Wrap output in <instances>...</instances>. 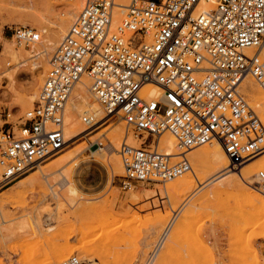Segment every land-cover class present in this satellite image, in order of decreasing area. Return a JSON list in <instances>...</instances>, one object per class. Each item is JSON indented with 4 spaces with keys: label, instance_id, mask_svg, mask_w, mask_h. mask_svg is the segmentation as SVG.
Returning a JSON list of instances; mask_svg holds the SVG:
<instances>
[{
    "label": "built area",
    "instance_id": "1",
    "mask_svg": "<svg viewBox=\"0 0 264 264\" xmlns=\"http://www.w3.org/2000/svg\"><path fill=\"white\" fill-rule=\"evenodd\" d=\"M114 8L115 0H84L21 122L0 112V189L66 146L67 105L85 74L105 117L122 118L143 139L136 147L122 143L123 189L183 175L192 169L188 153L213 141L232 166L264 151V123L239 90L249 74L264 88V0H131L115 27ZM40 37L30 25L13 28L18 45ZM82 120L89 127L102 121L95 113ZM165 132L175 136L177 156L152 145ZM258 178L264 193V170ZM57 264L88 262L74 253Z\"/></svg>",
    "mask_w": 264,
    "mask_h": 264
},
{
    "label": "rangeland",
    "instance_id": "2",
    "mask_svg": "<svg viewBox=\"0 0 264 264\" xmlns=\"http://www.w3.org/2000/svg\"><path fill=\"white\" fill-rule=\"evenodd\" d=\"M78 1L0 0V64L3 69L24 70L19 75L16 97L10 80L0 77V112H10L15 126L30 108L26 99L33 95L37 98L58 46L52 50L40 42L20 46L12 38L13 28L30 25L41 31L42 40L59 45L70 9ZM73 20L66 26L68 30ZM11 47L23 50L26 66L20 67L12 60ZM41 51L40 57H32ZM35 60L42 65L32 71L31 62ZM248 77L258 84L251 75ZM261 90L264 93L262 87ZM240 91L248 100L241 86ZM255 111L264 123V111ZM107 118L84 130L74 142L66 143L40 167L37 165L0 189V193L5 192L0 196V264H57L74 253L88 264H92L90 259L97 264H264V214L255 206L258 191L252 189H261L256 179L264 166L256 168L250 185L239 180L227 184L224 179L211 183L216 176L207 179L209 172L195 165L192 154H207L211 145L206 143L188 153L201 183L193 178L181 189L183 178L192 177L187 172L172 181H137L130 189H123L125 171L113 174L111 165L113 157L121 158L120 152L112 149L105 138L121 118ZM121 123L126 132L125 123ZM129 132V139L140 145L143 139L132 129ZM99 148H104L106 160L94 152ZM79 150L82 151L76 154ZM72 151L76 155L61 166ZM66 170L71 171L79 194L70 192L66 182L60 180V173ZM25 180L32 182L26 186L22 183ZM171 220L170 234L150 259Z\"/></svg>",
    "mask_w": 264,
    "mask_h": 264
},
{
    "label": "bare ground",
    "instance_id": "3",
    "mask_svg": "<svg viewBox=\"0 0 264 264\" xmlns=\"http://www.w3.org/2000/svg\"><path fill=\"white\" fill-rule=\"evenodd\" d=\"M130 1L131 0H115V8H114V15H113V27H115L119 23V21L122 19V17L124 16V13L126 12V8L129 5ZM83 2H84V0L83 1L79 0L78 3L76 5H74V7L72 9H70L69 17L66 19L65 24H64L63 34L66 35V33L68 32L67 31L68 28H66V26L68 24H70L72 22V20L75 19V17L79 14V11L82 9L81 6H83V4H82ZM41 36H43V34ZM42 39L43 38L40 37L39 41L31 44L29 47L35 46L36 44H38V42H40L42 44L45 43L46 45H50L49 46L50 50L54 49L56 46H59L58 44H55V42H51L48 40L44 41ZM60 41H59V44H60ZM20 46H24V45H20ZM24 47H26V46H24ZM32 52H36V51L34 50ZM43 52L44 51L37 52L35 55H32V57L33 56L40 57ZM10 54L12 56V60L16 64L20 65V67H24L27 65L28 62H26L27 59L25 57H23L24 52L22 49H17V48L11 47ZM10 64L11 63H9V65ZM41 65H42L41 62L36 61V60H35V62H31L32 71H37L41 67ZM0 71H1L0 77H1V75H3L4 77H6L10 80L11 91L13 92L14 96L16 97L19 75L24 70L16 71V70L8 69V68L3 69V66L0 64ZM249 75H247L246 77H244L241 80V83L239 85V90H240V86H241V88H243V92L248 95L249 101L247 100L246 96L241 91L240 92L242 93V95L245 97V99L249 102V104L251 105V107L254 110L257 109V110H263L264 111V93L261 90L262 86L258 82V80L253 75H251L261 87L258 84H255L253 82V80L248 77ZM88 80H90V78L87 74H85L81 78V80L77 83V85L75 86V88H74V90L70 96V99H69V102L67 105V109H66V113H65V128H64L65 129V140L67 143L74 142V140H76L78 138V136L81 135V133L84 130L89 128V126L87 124H85L82 120V116L84 113H95L99 120H103L105 115H106V112L104 111V109L100 105L99 101L95 97L93 91L91 90V80H90V83ZM0 83H1V81H0ZM262 89L264 90L263 87H262ZM157 90H158L157 87H153L150 90L149 95L152 96V95L156 94ZM35 99H36L35 95H33L31 98L26 99L30 108L33 106ZM86 106H88V107L84 111V108ZM119 121H118L119 123H117V124H115V126H113L114 128H112L108 134H105V138L108 140V145H111L112 149H114L116 152H118V151L120 152V148H121L122 143L124 141L131 147L139 146L137 144H134V142H132L129 139L130 136L128 134L130 133L129 132L130 129H128L126 127V124H125V127H126L127 131L124 132V129H123L124 127H122V123H121V121H123L122 118ZM82 125L85 126V127L83 126V129H82ZM146 135L147 134H145L144 138L148 137V135L147 136ZM152 145L158 147V149L164 151L165 153L171 154L173 156H177L179 153H181V149L177 146V141H176L175 136L169 132H165L162 135H160V137H158V139L153 140ZM210 145H211V150H209V152H207V154L202 153V152H192L193 150L191 152H192L194 159H195V165L197 167L202 166L204 168H202L201 170H203L204 172H209L207 174V179H209L211 177L213 178V176H216L215 178L210 180L211 183H212V181H216V179H221V180L224 179V182H226L227 184H230V183L235 182L236 180H239L242 183L245 182L248 185H250L249 181H252L255 178L254 172H255L256 168H258L259 166H264V151L259 156L254 158L253 160L236 167V166H232L231 160H230L228 154L226 153L221 142L213 141L212 143H210ZM80 151H82V150H79L77 152L75 151V152L77 154ZM75 152L72 151V152L68 153L63 158V160L61 162V166H65V164L68 162V160L72 159L76 155ZM94 152L97 153L98 156L101 155L103 159L106 156L104 148H99L98 150H96ZM121 158H120V156H116V157H113L111 159V162H112L111 165H113L112 166L113 174H118V173L124 172L123 160H121ZM104 160H106V159H104ZM76 165H77V163H76ZM40 166L41 165L39 164V167ZM40 171L43 172L42 167L40 168ZM69 171H67V172L62 171L60 173V178H61L60 180L66 182L65 186L68 187L70 192L73 191V194H79L78 193L79 191L77 190L76 186L72 182V177L70 175L71 173L69 174ZM188 172H190L192 174V177L190 175L186 174L187 176L185 178H183L185 176L184 175L185 173L183 175L179 176V177L183 178V181H182L181 186H180L181 189H183L184 186H186L188 184V182L193 178L196 179L199 183H201L200 178L198 177V173H197V171L194 170V168H192ZM0 173H1V167H0ZM34 175H35V173L31 174L30 176H34ZM30 176L26 177L25 179L29 178ZM177 178H175V179H177ZM0 179H1V177H0ZM30 179H32V178H30ZM175 179H173V180H175ZM170 181H172V180H170ZM256 181L258 182L259 179H256ZM30 182H32V180H25L22 183L26 184V183H30ZM156 183H162V182H156ZM252 189L255 191H258L257 195H256L255 206L263 215L264 214V195H263L264 193L262 192V189H260L259 187L254 186V187H252ZM3 193H5V192L0 193V196ZM261 193H263V194H261ZM82 199H83V196H82ZM176 214H178V213H176ZM174 219H175V217H174ZM25 226H26V224H25ZM24 228H26V227H24ZM169 231H170V229H168L166 232L167 237H168V234H170ZM90 262L92 264L98 263L96 260L94 261L91 259H90Z\"/></svg>",
    "mask_w": 264,
    "mask_h": 264
},
{
    "label": "crops",
    "instance_id": "4",
    "mask_svg": "<svg viewBox=\"0 0 264 264\" xmlns=\"http://www.w3.org/2000/svg\"><path fill=\"white\" fill-rule=\"evenodd\" d=\"M33 184H34V183H33ZM25 185L28 186V185H30V183H26ZM26 186H25V187H26Z\"/></svg>",
    "mask_w": 264,
    "mask_h": 264
}]
</instances>
